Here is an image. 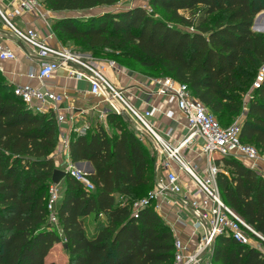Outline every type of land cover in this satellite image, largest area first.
<instances>
[{
  "label": "trees",
  "instance_id": "obj_1",
  "mask_svg": "<svg viewBox=\"0 0 264 264\" xmlns=\"http://www.w3.org/2000/svg\"><path fill=\"white\" fill-rule=\"evenodd\" d=\"M118 1L41 3L48 10L65 12ZM148 3L168 19H156L144 7L134 6L88 21L58 18L51 27L62 41L80 40L90 52L124 50L140 67L158 69L159 75L187 84L217 119L242 112L241 140L264 153V78L253 87L264 62V32L252 30L264 0ZM250 85L253 91L247 99ZM13 89L0 72V264H55L46 258L61 237L48 222L46 201L56 168L52 153L59 128L53 111L33 112ZM104 122L87 128L85 134L72 133L69 141L71 162L88 161L94 168L88 175L93 190H86L69 173L61 180L64 192L57 216L69 264H173L171 227L152 205L137 217L131 210L133 201L152 189L151 152L115 113H106ZM215 163L222 200L264 237V176L237 157H221ZM93 214H101L105 221L88 233L85 224ZM261 244L263 249H258L222 235L215 239L212 260L264 264Z\"/></svg>",
  "mask_w": 264,
  "mask_h": 264
},
{
  "label": "built area",
  "instance_id": "obj_2",
  "mask_svg": "<svg viewBox=\"0 0 264 264\" xmlns=\"http://www.w3.org/2000/svg\"><path fill=\"white\" fill-rule=\"evenodd\" d=\"M40 5V0H11L9 13H5L0 7V19L5 29L3 33L6 32L8 39L20 44L17 45L22 46L24 56L36 63L30 68L28 77L36 79L38 85H17L13 89L15 95L35 113L53 111L59 126L65 121L59 107L62 95L49 89L46 81L61 68L70 77L88 82L87 93L100 97L107 105V112L103 115L109 112L122 117L131 125L139 140L149 144L155 155L152 189L145 197L133 201L131 210L132 215L137 217L139 211L149 205L157 212L160 211L162 203L176 209L178 222L190 228L191 239L184 243L174 236L173 264H215L212 260L213 246L215 239L222 235L259 249L261 243H264V237L225 204L216 181L220 168L215 160L226 156L247 158L252 161L250 168L262 174L264 153L241 140L240 120L224 127L216 116L191 94L187 84L177 82L171 77L154 78L151 79L154 93L160 97L174 96L177 110L186 118L185 135L177 143L171 142L167 138L169 133L167 137L164 136L153 124L156 107L137 108L126 98L124 92L107 78L103 67L90 60L89 55L60 44H50L48 39L55 34L49 21H46V30L43 31L45 36H42L36 27H19L11 20L12 17L25 13L42 16ZM3 33L0 30L1 36ZM16 57V52L4 40L0 41V60H14ZM263 78L264 62L257 69L253 87H257ZM174 115L172 110L165 113L168 118ZM74 131L77 134H85L86 129ZM69 141V137L61 138V152H68ZM198 141L199 144L196 143ZM194 144H197L201 153L206 156V164L202 169L187 160L183 153L184 149ZM172 163L184 172L187 181L183 182L176 170L172 169ZM65 171L83 184L86 190L94 189V183L88 175L77 169L73 163H69ZM60 197L58 185L51 183L46 201L47 219L51 228L59 231L57 205Z\"/></svg>",
  "mask_w": 264,
  "mask_h": 264
},
{
  "label": "crops",
  "instance_id": "obj_3",
  "mask_svg": "<svg viewBox=\"0 0 264 264\" xmlns=\"http://www.w3.org/2000/svg\"><path fill=\"white\" fill-rule=\"evenodd\" d=\"M10 2L11 0H0V7L5 13H9L11 11ZM40 11L42 16L40 14L25 13L22 16L12 17L11 20L19 27H36L40 31V34L45 36L43 31L46 30V21H49L52 25V23L58 18L57 13L61 12L48 10L42 3L40 5ZM0 30L2 33L5 30L1 19ZM5 33H3L2 36L0 35V41L4 40V42H6L7 45L16 52L17 57L14 60H0V72L2 76L7 83L12 85V87L20 84L38 85V81L36 79L28 77L30 68L36 65L35 61L25 57L21 50L22 46L18 47L20 44L12 39H8ZM48 42L53 45L58 44L55 35L54 37L49 38ZM102 66L103 72L107 78H109L114 85L120 88L124 92L126 98L137 108L146 109L150 106L156 107L157 112L152 118V121L156 128L164 136L167 137V133H169V137L167 138L173 143H177L182 139L187 130V122L186 118L177 110L176 98L174 96H158L154 93V88L151 84L152 78L144 76L134 70H128L120 66L112 69L107 67L105 64ZM46 86L53 92L62 95L59 107L60 112L65 116V121L58 126V144L52 153L54 165L60 168L61 165L65 164V162L68 163V165L69 163H73L69 159L68 152L66 154L61 152V138L63 136L71 138L72 133H77L74 131L75 129H86L88 124H92V122L94 123V120L98 123H105L103 114L105 113V108L107 109V105L100 99V97L90 96L87 93L89 84L86 80H76L67 75L61 68L46 81ZM169 110H172L175 113V115L171 118L165 116V113ZM196 143L199 144V141ZM144 144L150 150L153 157V166H155L154 152L151 150L148 143ZM197 144L184 149L183 153L187 160L202 169L206 164V156L201 153ZM239 160L247 167H251L252 165V161L247 158L239 157ZM73 165L77 169L85 172L87 175L91 174V169L86 164V161L73 163ZM66 167H63V169L65 168L66 170ZM171 167L176 170L183 182L187 181V177L184 172L181 171L175 163H172ZM262 170V176H264V166ZM158 213L165 220V222L172 227L174 236L179 237L184 243L191 239L190 228L182 225L181 222H178L176 209L174 207L169 206L166 203H162L161 209ZM92 216L93 215L88 216L86 222H89ZM99 217L104 218L103 216ZM95 225L96 224L94 223L92 228L87 232L92 233L95 230Z\"/></svg>",
  "mask_w": 264,
  "mask_h": 264
},
{
  "label": "rangeland",
  "instance_id": "obj_4",
  "mask_svg": "<svg viewBox=\"0 0 264 264\" xmlns=\"http://www.w3.org/2000/svg\"><path fill=\"white\" fill-rule=\"evenodd\" d=\"M41 1H43V0H40V2ZM134 6L144 7L147 10V12L150 15H152L153 17H155L156 19H161V20H165V21L168 19V16L161 9L153 8L152 6H150L148 3V0H119L117 3H115L114 5H111V6L102 5V6H97L94 8L86 9V10L65 11V12L57 13V17L58 18L82 19L84 21L85 20L88 21L89 19H91L93 17H97V16H99L105 12H112V13L120 12V11L130 9ZM219 16H220L219 13L215 14V15L211 16V20L214 21ZM263 18H261L260 20H262ZM255 32L263 33L260 31H255ZM55 37H56L58 44L65 46L67 48H70L72 50L78 51L80 53H84L86 55H89L90 60H92L94 63H96L100 66L105 64L107 67H110L112 69L113 68L115 69L117 66H120V67L128 69V70H134V71H136V72H138L144 76H147L149 78H152V79L165 77V76L159 75L158 69L155 70V69H147V68L140 67L139 65H137L135 60H133L131 57H129V54H126V52L124 50H119L117 48H115V49L103 48L100 52H94V51L90 52L89 50L85 49L83 43L80 40L68 38L66 41H62L61 39H58V36H55ZM128 50L132 51V49H128ZM252 91L253 90H252V87L250 85V87L248 88L247 94L244 96V98L248 99L250 97V94L252 93ZM105 112H107L106 108H105ZM243 117H244V115L241 112L237 116H232V115L230 116L229 115V116H225V117H221V118L218 117V119L222 124H224V125L229 124L230 125L236 120H242ZM120 120H121V122H123V123H125L131 127V125L122 117H120ZM96 123H98V122H95V120H94V123L92 122V124H88L87 128H90L91 125L93 126ZM66 166H68V163L65 162V164L61 165V167L59 169L65 170V168L63 169V167H66ZM63 192H64V184L62 181L58 185V194L61 196L63 194ZM104 221H105L104 218H101L99 216H95V214H93V216L91 217V220H89V222H86V224H85L86 231H89L92 228V225H94V223L97 224L98 222H104ZM59 234H60L61 240H60V242L56 243L51 248L50 252L48 253L46 260L47 261H49V260L54 261L55 264H69V252L63 246L64 240H63V235H62L61 231H59ZM261 248L263 249V247H261Z\"/></svg>",
  "mask_w": 264,
  "mask_h": 264
},
{
  "label": "water",
  "instance_id": "obj_5",
  "mask_svg": "<svg viewBox=\"0 0 264 264\" xmlns=\"http://www.w3.org/2000/svg\"><path fill=\"white\" fill-rule=\"evenodd\" d=\"M264 9L258 13L254 20H253V23H252V30L253 31H260V32H264ZM261 18H263L262 20H260ZM262 22L261 25H259V23ZM83 161H79V162H76V163H81ZM86 164L90 167V173L93 174V168L91 166V163L86 161ZM67 175V171L65 170H62V169H59V168H55L53 170V173H52V177H51V183L53 185H59L61 180ZM64 247H66V245L64 244Z\"/></svg>",
  "mask_w": 264,
  "mask_h": 264
},
{
  "label": "bare ground",
  "instance_id": "obj_6",
  "mask_svg": "<svg viewBox=\"0 0 264 264\" xmlns=\"http://www.w3.org/2000/svg\"><path fill=\"white\" fill-rule=\"evenodd\" d=\"M264 22V21H263ZM262 23H260L259 25H261Z\"/></svg>",
  "mask_w": 264,
  "mask_h": 264
}]
</instances>
